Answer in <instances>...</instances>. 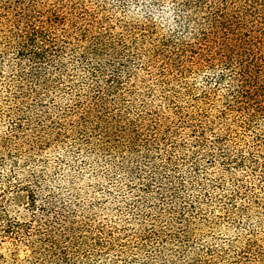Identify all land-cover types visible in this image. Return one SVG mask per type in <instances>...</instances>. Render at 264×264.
I'll use <instances>...</instances> for the list:
<instances>
[{
	"label": "trees",
	"instance_id": "1",
	"mask_svg": "<svg viewBox=\"0 0 264 264\" xmlns=\"http://www.w3.org/2000/svg\"><path fill=\"white\" fill-rule=\"evenodd\" d=\"M155 1L159 0H150ZM115 2L120 6L124 0ZM169 2L177 29L161 35L148 22L121 25L122 32H115L109 14L97 16L74 0H0V60L6 58L8 67L19 77V111L34 109L37 125L56 124L58 129L51 131L63 132L69 126L79 134L82 145L94 153H105L121 162L128 158L131 163L142 157L145 169L154 174V148L150 141L142 142L139 131L125 116L126 106L121 105L129 97L124 83L133 74L130 60L140 55L148 62H160L155 76L159 99L177 122L188 124L192 133L199 132L193 153L203 148L204 128L213 121H204L207 117L200 107L179 105L180 92L171 82L186 66L206 65L215 71L213 83L224 84L218 114L229 117L231 122L204 150L205 161L213 164L218 156L222 170L231 176L232 166L258 167L264 182V0ZM72 77L79 78L77 84H73ZM65 81L72 84V90L64 95L70 101L61 113L63 119L54 123L42 119L49 109L55 108L52 102L49 106L45 101ZM201 94L207 99L209 91ZM22 125L19 120L13 130L18 131L16 126L21 129ZM233 127L250 137L244 150L231 157L223 142ZM52 135L53 132L47 133L48 138ZM192 164L198 166L197 158ZM147 177L144 187L151 190L154 176ZM24 180V185L17 181L16 195L19 190L25 191L26 205L32 209L31 223L3 218L0 210V238L27 239L31 255L24 264L206 263L194 256L196 251L187 248L185 230L167 233L168 221H163L164 227L157 224V219L168 216L160 208L154 211V217L138 211V218L146 219V227L120 237L102 225L91 228L86 223L78 224L63 206L55 204L52 196L40 197V175L27 171ZM171 187L169 182L157 190L169 191ZM73 240L86 247L78 252L77 245L73 250ZM116 248L120 250L119 257L108 256L104 261L103 255Z\"/></svg>",
	"mask_w": 264,
	"mask_h": 264
},
{
	"label": "rangeland",
	"instance_id": "2",
	"mask_svg": "<svg viewBox=\"0 0 264 264\" xmlns=\"http://www.w3.org/2000/svg\"><path fill=\"white\" fill-rule=\"evenodd\" d=\"M74 1L85 4L97 16L109 14L112 30L118 33L125 25L144 22L152 24L161 35H169L177 29L169 0L153 3L124 0L120 6L115 0ZM7 63L6 58L0 60V210L4 212L3 218L21 222L31 219L32 209L26 205L25 191L19 190L16 195L15 188L17 181L22 185L26 183L24 177L30 171L41 176L40 197L52 196L55 204L63 206L65 213L78 224L86 223L91 228L102 225L123 237L136 228L146 227L147 221L138 218V211L154 217V211L160 208L168 216L157 219V224L164 227L163 221H168L167 233L185 230L187 248L196 251L194 256L205 264H264V182L259 168L232 166L231 176L222 170L218 156L208 165L203 155L213 137L222 135V129L231 122L229 117L225 119L218 114L219 98L225 87L213 83L214 69L206 65L186 66L171 82L180 92L179 105L200 107L207 117L204 121H213L212 129L208 125L204 128L203 148L193 153L195 135L199 132L192 133L188 124L177 122L159 99L161 93L155 76L160 62H148L140 55L130 60L133 74L124 83L129 97L126 96L127 100L121 105L126 106L125 116L139 131L142 142L150 141L154 148L157 170L152 174L149 168L145 169L142 157L134 159V163L128 158L121 162L117 157L113 159L87 149L79 134L72 132L69 126L63 132L51 131L58 129L54 122H61V113L69 104L70 100L64 97L65 92L72 90L69 82L65 81L45 101L49 106L52 102L55 108L49 109L42 119L54 124L37 125L34 109L20 112L19 77ZM71 79L73 84L78 83V77ZM207 90V99L200 97ZM19 120L22 128L16 126L18 131L13 130ZM169 124L171 126L167 127ZM48 132H53L50 138ZM249 137L235 127L226 135L223 145L234 157L244 150ZM194 158L198 166L192 164ZM147 175L154 176L150 181L151 190L144 187L148 183ZM169 182L172 185L169 191L157 190ZM142 188L144 191L140 190ZM32 225L36 227V223ZM22 240L0 238V264L25 263L31 248L27 239ZM77 245L78 252L86 247L76 240L70 243L73 250ZM119 251L116 248L103 255L104 261L108 256L119 257Z\"/></svg>",
	"mask_w": 264,
	"mask_h": 264
}]
</instances>
